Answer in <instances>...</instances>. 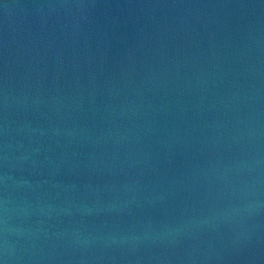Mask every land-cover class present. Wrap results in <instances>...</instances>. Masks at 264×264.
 <instances>
[{"label": "water", "instance_id": "water-1", "mask_svg": "<svg viewBox=\"0 0 264 264\" xmlns=\"http://www.w3.org/2000/svg\"><path fill=\"white\" fill-rule=\"evenodd\" d=\"M0 264H264V0H0Z\"/></svg>", "mask_w": 264, "mask_h": 264}]
</instances>
